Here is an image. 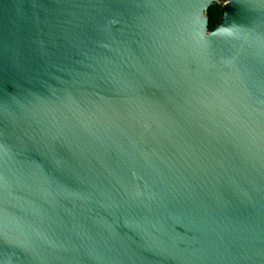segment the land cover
Segmentation results:
<instances>
[{
    "label": "water",
    "instance_id": "95a60500",
    "mask_svg": "<svg viewBox=\"0 0 264 264\" xmlns=\"http://www.w3.org/2000/svg\"><path fill=\"white\" fill-rule=\"evenodd\" d=\"M0 264H264V0H0Z\"/></svg>",
    "mask_w": 264,
    "mask_h": 264
},
{
    "label": "trees",
    "instance_id": "16d2710c",
    "mask_svg": "<svg viewBox=\"0 0 264 264\" xmlns=\"http://www.w3.org/2000/svg\"><path fill=\"white\" fill-rule=\"evenodd\" d=\"M223 9L222 1L213 2L207 7L205 13L208 16V28L220 20Z\"/></svg>",
    "mask_w": 264,
    "mask_h": 264
},
{
    "label": "rangeland",
    "instance_id": "374dc122",
    "mask_svg": "<svg viewBox=\"0 0 264 264\" xmlns=\"http://www.w3.org/2000/svg\"><path fill=\"white\" fill-rule=\"evenodd\" d=\"M224 3H225V2H224V1H222V4H223V5H224Z\"/></svg>",
    "mask_w": 264,
    "mask_h": 264
}]
</instances>
